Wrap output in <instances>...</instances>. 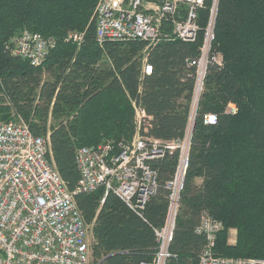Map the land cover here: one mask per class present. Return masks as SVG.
Wrapping results in <instances>:
<instances>
[{"label":"trees","instance_id":"obj_1","mask_svg":"<svg viewBox=\"0 0 264 264\" xmlns=\"http://www.w3.org/2000/svg\"><path fill=\"white\" fill-rule=\"evenodd\" d=\"M97 0H0V120L19 115L32 134L48 135L47 155L73 191L75 150L105 140L126 143L138 131L163 141L185 130L199 55L213 0L198 10L194 41L164 28L154 44L142 39L95 40ZM23 30L54 40L40 64L13 55L10 40ZM83 32L80 44L67 39ZM212 51L193 121L189 165L167 264H197L204 236L195 232L201 211L222 222L215 253L264 259V0H216ZM150 73L143 72L145 63ZM228 103L236 110L227 112ZM214 114L213 123L203 116ZM176 152L150 162L157 189L137 213L115 193L78 192L89 226L92 264H139L155 252L154 228L163 224ZM200 178L198 183L196 180ZM235 240L229 242V230Z\"/></svg>","mask_w":264,"mask_h":264},{"label":"built area","instance_id":"obj_2","mask_svg":"<svg viewBox=\"0 0 264 264\" xmlns=\"http://www.w3.org/2000/svg\"><path fill=\"white\" fill-rule=\"evenodd\" d=\"M204 0H97L93 10L95 40L124 41L142 39L156 43L168 26L173 37L194 41L200 29L198 10ZM216 0L209 8L199 55L193 60L194 84L190 108L197 109L209 63H219L221 55L212 52ZM83 32L70 31L67 39L80 44ZM54 40L39 33L23 30L13 37L7 49L13 55L40 64ZM145 63V62H144ZM143 71L149 73L147 63ZM236 107L228 103L226 111ZM144 112L135 107V133L126 143L111 140L75 150L79 179L73 191L56 170L48 135L31 133L28 124L15 115L0 120V264H92L91 237L77 207L74 194L99 188L111 191L133 211L139 212L155 193L157 171L150 164L154 158L176 152L172 177L165 183L168 190L163 224L154 228L156 248L150 261L139 264H167L173 256L169 250L173 239L180 192L189 164L193 121L188 116L180 138L167 141L139 133ZM206 115L204 122H213ZM222 222L207 210L201 211L195 232L205 243L198 253L197 264H264L261 258L224 257L215 253L216 236Z\"/></svg>","mask_w":264,"mask_h":264},{"label":"bare ground","instance_id":"obj_3","mask_svg":"<svg viewBox=\"0 0 264 264\" xmlns=\"http://www.w3.org/2000/svg\"><path fill=\"white\" fill-rule=\"evenodd\" d=\"M213 52V51H212ZM215 53V52H214ZM144 72V71H143ZM145 73V72H144ZM150 73V72H149ZM192 91H193V89H192ZM191 96H192V94H191ZM190 102H191V99H190ZM198 104V103H197ZM195 114H196V109L195 110H193L192 108H190V103H189V110H188V116H190V117H192V119H194L195 118ZM206 115H213L214 116V114H206ZM206 115H204L203 116V120H204V117L206 116ZM188 116H187V118H188ZM215 121V120H214ZM213 121V122H214ZM213 122H208V123H213ZM186 127V126H185ZM150 138V137H149ZM172 153H174V152H172ZM171 153V154H172ZM169 154V153H168ZM177 155V154H176ZM163 157V156H162ZM162 157H159V158H162ZM154 159H156V158H154ZM154 159H152V160H154ZM151 160V161H152ZM150 161V162H151ZM189 165V164H188ZM175 168V167H174ZM174 171V170H173ZM185 177V176H184ZM184 182V181H183Z\"/></svg>","mask_w":264,"mask_h":264},{"label":"rangeland","instance_id":"obj_4","mask_svg":"<svg viewBox=\"0 0 264 264\" xmlns=\"http://www.w3.org/2000/svg\"><path fill=\"white\" fill-rule=\"evenodd\" d=\"M88 235H89V239H90V234H88ZM228 236H229V238L235 237V229H232V230L230 229L229 233H228Z\"/></svg>","mask_w":264,"mask_h":264},{"label":"crops","instance_id":"obj_5","mask_svg":"<svg viewBox=\"0 0 264 264\" xmlns=\"http://www.w3.org/2000/svg\"><path fill=\"white\" fill-rule=\"evenodd\" d=\"M200 178H198L196 181L199 183L200 182ZM232 230V229H231ZM234 240H235V237H233V238H229V242L230 243H233L234 242Z\"/></svg>","mask_w":264,"mask_h":264}]
</instances>
